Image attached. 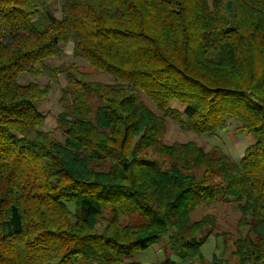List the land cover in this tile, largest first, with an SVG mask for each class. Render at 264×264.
I'll return each mask as SVG.
<instances>
[{"label":"trees","instance_id":"obj_1","mask_svg":"<svg viewBox=\"0 0 264 264\" xmlns=\"http://www.w3.org/2000/svg\"><path fill=\"white\" fill-rule=\"evenodd\" d=\"M56 1L60 17L49 0H0V264H147L128 258L164 233L177 260L159 264H264V0ZM67 42L113 81L47 69ZM43 71L65 76L61 141L35 107L49 85L17 80ZM167 119L196 135L236 119L255 140L234 161L164 142ZM216 201L244 234L191 218ZM211 235L222 254L206 259Z\"/></svg>","mask_w":264,"mask_h":264},{"label":"rangeland","instance_id":"obj_2","mask_svg":"<svg viewBox=\"0 0 264 264\" xmlns=\"http://www.w3.org/2000/svg\"><path fill=\"white\" fill-rule=\"evenodd\" d=\"M209 4L211 0H208ZM49 6L56 17H60V3L56 0H49ZM72 42L61 44L62 52L60 56L48 58L44 60V66L47 69L60 66L61 64L74 63L86 70L90 74V78L101 82H112L113 79L108 74L100 72L96 68L90 66L85 60L73 54ZM50 71H43L36 76H31L26 72L22 73L18 77V81L26 83L28 81H35L39 86L43 87L46 84L49 85L50 90L45 98L36 103V109L44 115V122L42 125L43 130L51 131L52 135L59 141L63 139L61 129L57 125L56 115L62 110L59 103V97L61 89L64 87L66 80L62 73H58L55 77L51 76ZM246 75V73H245ZM142 100L148 105V107L154 111L156 108L154 104L142 93ZM171 106L182 110L183 105L172 102ZM239 122L236 119H228L227 125L224 129L217 130L213 135H196L191 132H182L178 125L173 121L167 119L166 134L163 137V141L170 144L173 142H186L194 141L202 145L205 149L213 146H218L228 154L234 161H238L242 156L245 148L254 142L255 138L253 134L244 131H237L235 128ZM209 211L216 215V221L219 226V230L228 231L231 233L244 234L245 229L236 231V222L239 218V211L232 201L221 203L212 202L209 205L201 204L194 212L191 213V218L196 219L201 216V213ZM221 238H215L211 235L205 244L202 246V253L206 259H210L213 254H222ZM167 246V234L164 233L160 236L159 241L148 247L147 249L133 253L128 260L141 261L147 264H159L161 260L168 256L171 259L177 260V256L170 252ZM224 255H228L224 251ZM185 264V263H184ZM197 264V263H195Z\"/></svg>","mask_w":264,"mask_h":264}]
</instances>
